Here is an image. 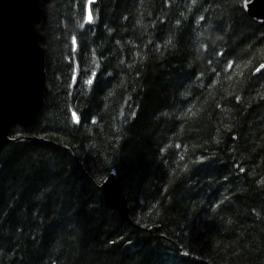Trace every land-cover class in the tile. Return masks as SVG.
I'll return each mask as SVG.
<instances>
[{
	"label": "trees",
	"instance_id": "16d2710c",
	"mask_svg": "<svg viewBox=\"0 0 264 264\" xmlns=\"http://www.w3.org/2000/svg\"><path fill=\"white\" fill-rule=\"evenodd\" d=\"M245 1L95 0L89 21V0H51L45 104L0 156V264H264V22Z\"/></svg>",
	"mask_w": 264,
	"mask_h": 264
},
{
	"label": "water",
	"instance_id": "95a60500",
	"mask_svg": "<svg viewBox=\"0 0 264 264\" xmlns=\"http://www.w3.org/2000/svg\"><path fill=\"white\" fill-rule=\"evenodd\" d=\"M94 1L90 0L89 9ZM50 2L0 0V156L13 140L10 138L12 128L34 125L45 104ZM244 8L255 20L264 22V0H246ZM30 138L36 140V137ZM100 187L108 204L122 218L131 220L116 172L112 171Z\"/></svg>",
	"mask_w": 264,
	"mask_h": 264
},
{
	"label": "snow or ice",
	"instance_id": "6c2138e0",
	"mask_svg": "<svg viewBox=\"0 0 264 264\" xmlns=\"http://www.w3.org/2000/svg\"><path fill=\"white\" fill-rule=\"evenodd\" d=\"M88 19H89V21H91V19H92L91 15H89ZM73 42H75V38H73ZM228 67L231 68L232 64L229 63ZM261 70H264V64H261L260 67L256 69L257 72H260ZM87 83L88 84H92L93 81L92 80H88Z\"/></svg>",
	"mask_w": 264,
	"mask_h": 264
}]
</instances>
